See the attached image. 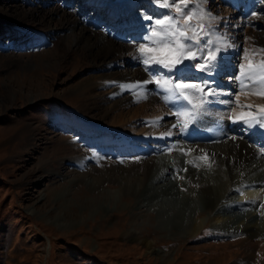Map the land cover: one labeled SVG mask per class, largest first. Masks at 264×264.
<instances>
[{
	"label": "rangeland",
	"instance_id": "obj_1",
	"mask_svg": "<svg viewBox=\"0 0 264 264\" xmlns=\"http://www.w3.org/2000/svg\"><path fill=\"white\" fill-rule=\"evenodd\" d=\"M230 1L212 0L216 6L214 10L208 5L210 12L216 13L214 23L219 24L216 34L226 35L235 51L228 56L225 51L232 47L227 48L224 51L226 57L221 61L228 71L221 72L219 86L227 98L221 95L218 108L213 102L220 115L217 119L224 122L228 116H241L248 110L255 116L251 105L243 104L233 78L242 64L239 58L242 51L246 49V52L248 47L260 48L264 42V20L250 21L247 16L245 19L249 23L245 26L236 24L238 19L231 15L232 9L228 7ZM260 1L262 3L252 11L254 18L264 15L260 10L264 0ZM142 12H147L153 22L170 14L169 9L159 7L154 0H0V264H264V234L255 237L256 245L252 248L241 247L237 243L240 237L237 232L240 235L241 228L236 232L235 227L239 224H232L233 220L248 222L252 213L264 223V210H257V206L264 207L260 198L240 197L232 186L227 199L233 208L219 210L222 220L215 222L205 215L195 219L200 226L196 232L162 230L156 226V214L151 211L150 218L143 211L145 208H140L143 197L158 184V180L154 183L150 178L147 185L131 191L125 190V185L117 180L118 176L128 172L141 176L143 171L132 164L142 158L136 153L139 149L148 150L144 159L150 160L154 156L160 165L176 166L179 172L177 163L181 156L196 158L192 156L195 153L191 148L173 143L178 138L184 141L178 133L179 126L161 127L164 119L179 120L182 110L188 108L187 104L176 117H170L175 114L168 111L174 110L171 105L164 108L165 115L126 120L122 126L110 115L116 112L110 113L112 106L126 96L122 92H113L122 89L121 84L113 80L119 72L129 73L139 68L149 81L171 79L167 73L162 76L164 71L158 75L159 65L146 68L140 53L132 62L122 64L117 58L114 59L116 63L111 64L112 60L103 57L109 49H114V43H133L136 51L140 45L148 44L145 40L148 34H144L148 16ZM131 13L138 18L135 22L137 32H133L142 36H130ZM171 14H175L174 11ZM74 15H81L88 29L98 33L101 39L94 59L87 47L94 39L91 32H83L81 24L66 22ZM122 17L127 20L122 21ZM115 19L123 25L129 24V32H124L125 25L115 28L123 29L115 36L118 33L109 28L115 26L108 25ZM151 20L148 21L149 29L154 24ZM93 23L97 25L92 26ZM126 35L125 39L121 38ZM185 62L176 68L191 67L192 61ZM246 62L242 64L245 68L252 64L247 57ZM149 69L154 73L149 74ZM182 69L178 73L185 75L186 71ZM221 69L224 70L222 66ZM184 75L181 80L192 81L191 75L186 78ZM82 82L89 84V88L76 91ZM154 88L150 86L147 91L162 97L160 87L157 93ZM143 89L145 87L136 91ZM135 103L129 109L135 107ZM239 109L242 113L234 114ZM201 111L196 118L199 123L195 120L193 124L197 129L215 118L210 112ZM201 115L210 119L205 120ZM220 121H214L212 125ZM224 122H221L222 128L215 131L224 133ZM208 128L214 129L211 125L203 127L206 136L209 133L214 134V138L219 135L209 132ZM189 134L194 133L188 132L184 136ZM206 136L205 140L200 138L202 142L188 143L206 144V140L210 141ZM157 141L172 142L173 145L169 146L171 149L166 147L165 151L153 152L158 146ZM125 143L130 145L126 146L127 150L121 149ZM179 154L181 156H175ZM251 167L254 169L255 166ZM157 169L161 175L163 170ZM246 170L239 171L240 179ZM186 172L189 171L183 172L185 177ZM212 174L217 179L216 174ZM184 179L172 182L175 194L189 192L190 185L178 183Z\"/></svg>",
	"mask_w": 264,
	"mask_h": 264
},
{
	"label": "bare ground",
	"instance_id": "obj_2",
	"mask_svg": "<svg viewBox=\"0 0 264 264\" xmlns=\"http://www.w3.org/2000/svg\"><path fill=\"white\" fill-rule=\"evenodd\" d=\"M189 2H191L190 3L191 6L189 7H193L197 2V0L195 1L189 0ZM208 5L209 7L212 6V10H214V7H216L213 6L214 3L212 2V0H207V3L204 5L206 6V11L207 9L209 10ZM261 8H262L260 9L261 12H264V7L262 5ZM223 11L228 14L230 13L228 9L227 10L224 9ZM231 11H233V9ZM132 14H134V17L132 16ZM215 14L216 13L213 14V12L211 13L213 17ZM231 15L233 16L234 14L231 12ZM63 16L64 15H61L60 17ZM80 16L75 17L74 15L72 19L66 22L71 25L81 24L83 26V27L81 26L82 31L88 32L89 30L88 25L87 23L83 22V20H81ZM129 16L132 17L131 19L132 21H130L131 22L130 32L128 30L129 24L124 23L123 25L122 23V21L127 20V18L129 19ZM129 16H127V18L122 17V21H119V19L118 20L115 19L116 21L120 22L119 23L120 25H114L115 27H109V28L110 29L111 28L117 29L118 27L123 28L126 25V29H124L125 30L124 32L126 31L129 32L130 36L133 33L135 35L142 36L140 34L135 33L137 32L135 28L138 27L137 25H135V22L138 20V18L135 17V13H131V15ZM253 19H257L258 21L261 19L264 20V15H262V17L257 16L255 18L254 16H251L249 18L250 21ZM204 21L205 24L208 25V23L210 24L214 23L216 20L215 19L210 20L207 16H205ZM258 21L257 24L260 22ZM192 23L195 24L197 23V21L193 20ZM95 25L97 24L96 23L92 24V26ZM116 29L115 32H117L118 34L115 35L112 33L115 36L119 35L120 31H123V29H119V30ZM248 29L254 31L250 27ZM89 31L93 35L94 39L92 44L89 43V46L87 47L88 50L90 51L89 52L90 56L94 59L96 57V54H98L97 48L99 47L98 44H100L101 39H99L98 33L93 32L91 29ZM228 31L229 29H227V32ZM107 33L109 34V32ZM122 34L125 33L122 32ZM219 35L220 34L217 35L216 33L213 34V36L215 37V39L213 40L214 42L216 41V37ZM225 36L222 37V35H220L219 37L223 39L225 38ZM126 37H128V35L121 36V38L124 39ZM116 38L119 39L118 37ZM124 39L122 40L124 41ZM108 42H111V40H108ZM112 42L114 43V41ZM227 42L228 43L231 42L229 41V38L227 39ZM215 45L217 44L215 43ZM113 46L114 49H109L107 53L103 54L104 59L112 60L111 64L116 63L114 60L116 58L118 61H121V64L124 63V61L126 63H129L130 61L132 62L133 60H135V58L139 55V50L136 51L135 45L133 43L121 44V45L114 43ZM104 47H106V45ZM258 47L255 48L256 50L252 47H248L249 49L246 52H245L246 49L243 50L242 55L244 54V52L246 53L243 55V58L248 55H251L252 53L255 54V56L258 55L256 56V58H254V56H250L252 64L264 60V51L259 50V49H264V42L260 44V48ZM245 48H247V46H245ZM232 49H230L228 53H230ZM179 74L181 77L182 76L181 73ZM187 76L188 75L185 74L184 78H186ZM111 77L113 76H109V78ZM179 79L181 80L182 78ZM113 80L115 81V83H120L121 85L130 86V87H124L118 91L116 89L115 91H113L114 93L122 92V94L126 95L124 98H122L112 106L110 113L113 112V110H115L116 112H113L111 114L109 113L112 116V119L120 126L124 125V123H126V120L134 121L136 118L137 120L139 118L146 119L147 117L150 118V116L152 115L160 116V114L162 115L163 113H164L163 115H165L164 108L172 105L173 109L176 110L178 109L179 102H183L184 104H187V102L182 99L178 101L175 100L170 93L163 91V89L161 88H160L161 92L163 91L162 97L159 95L156 96L155 94H154L155 96L152 95L149 91H147V89L150 88V86L151 87L154 86L155 82L149 81V78H147L143 74V72L140 71L139 68L133 69L129 73L119 72V75L114 76ZM179 83L194 84L193 80L189 81L186 79L181 80ZM136 85H142V87L139 88L145 87V89L141 91H136V89L138 88L136 87ZM88 88H89V84H87L86 82H82L80 85L77 86L76 91H86ZM194 95L202 96L203 99L212 101L209 104H205L202 110L209 111L212 114L218 113V111L214 108L215 106L213 107V102L215 103L216 96L209 95V97H204L205 95L199 92L194 93ZM239 97H241V100L245 106L251 105V108H253L255 112L259 111V109L264 106V97L260 95L252 94L251 92L240 91ZM159 101H163V103ZM131 102L132 103L136 102L135 103L136 106L129 109L130 105L132 104ZM164 102L166 104H164ZM187 105L189 109L188 108L183 109L182 112H191L190 111L192 110L190 108L191 105L189 104ZM237 111L242 113V110L239 109L236 110L234 114L237 113ZM249 112L250 110L246 114H248ZM178 119L179 120L164 119V122L161 123V127H163V129H167L169 127H175L176 124H180V122H182L183 120L187 121L188 122L187 124L189 125L193 123V118H190L188 116H184V117L180 116V118ZM236 124H240V125H236ZM241 125L243 124L235 123V125L232 126L231 128L225 126L223 127L224 133H219L220 131H215L217 130L215 129L216 125H213L212 127L214 129L208 128L207 130L209 132L213 131L215 134L216 132H218L219 135H217V137L214 138L212 136L214 134L211 135L209 133L208 134L209 136H206V138L210 139V141L207 142L206 140V144H200L198 146L196 145L195 142L194 144L191 145L188 142L181 140L179 141V138L175 142L173 141V143L184 145L186 149L191 148V150H194L195 154L192 156L196 157V158L193 157L194 159H189V157L186 155L185 158L180 154L175 155V156H181V161L179 162L178 160L179 163H177L178 164L177 167L180 168L178 170H181L180 172L177 171L176 166H167L165 164L160 165L161 164L160 161L154 158V156L153 158H150V160L144 159V157L146 156L145 154L148 153V150L146 151V149H139V151H137L136 153L141 154L142 158L139 157L135 161V163L132 164L134 165L133 167L136 168L137 170L139 169L143 171L141 176L137 175V173L131 174V172H128V174L125 176H121V175L118 176L117 180H119L121 184L125 185V190L127 191H131L134 188L136 189L137 186H144L145 184L147 185L148 180L150 178H153L154 183H156L158 180L157 182L158 184H154L152 190L150 189L149 192H147L146 195L143 197V201L140 205V208H145L143 211L146 212V215H148V217H150L149 215H151V211H153L152 213L156 214L154 218L156 222V226L158 227V229H162V230L196 232L200 226L196 224L195 219L196 218L198 219V217H202L205 215L215 220V222L218 220H222L223 216L220 211L225 207L228 208V210L230 208H233V205L231 206L230 204V200L227 199L228 193H230L229 187L232 188V186L237 189L238 193H240V197L246 196L247 198L254 196L260 198L264 202V128L259 127L258 125H254L251 128H247L248 127L247 125L246 128H243L245 130V132H243L241 130L242 128ZM240 130L241 132L239 133ZM239 134L244 139L240 138ZM203 140L205 139L203 138ZM157 143L158 146L154 145L155 148L153 152L160 150L165 151L166 147L173 145L172 142L162 143L160 141L159 142L157 141ZM128 145H129L128 143L123 144V147H121V149L127 150L128 147L126 146ZM260 145H262L261 146L262 148L260 147ZM190 152L191 151L188 152L189 156H190L189 154ZM130 153H135V152H130ZM261 157L263 158V160ZM200 159L201 162H199ZM146 162H148L147 168H146ZM208 164L212 165L210 166L211 168L208 167L209 166ZM195 165L197 169L196 168L194 169ZM251 166H255L254 169ZM157 168H160L161 169L160 171L163 170L161 172L162 173L161 175H158L159 169ZM211 169L213 172L210 171ZM243 170H246V174L242 179H240L239 171H243ZM184 171H189V173L186 172L187 178L185 177V173H183ZM212 173L216 174L217 179H214ZM183 177L186 180L184 179L178 181V183L181 182L180 184L185 185L186 187L190 185V187H188L189 192L183 195L175 194L174 193L175 188L172 182H175L174 180L176 179L178 180L180 178L183 179ZM216 181H218V183ZM193 183L196 185V187H194V185L191 186V184ZM161 195H165V197H161ZM235 207L238 208L237 206ZM257 207H258L257 210L261 212L264 210V207L261 205L260 207L259 206ZM259 219L260 218L257 215H254L252 213L251 219L247 220L248 222L242 221L243 219L241 220L242 222L240 220L239 221L233 220L234 222L232 221V224L235 223L239 224V226L237 225V227H235L236 232L239 228H241L240 235L237 232V235L240 236L238 238L237 243L241 245V247L252 248L254 245H256L255 237L264 234V223H262V219L260 220Z\"/></svg>",
	"mask_w": 264,
	"mask_h": 264
},
{
	"label": "snow or ice",
	"instance_id": "obj_3",
	"mask_svg": "<svg viewBox=\"0 0 264 264\" xmlns=\"http://www.w3.org/2000/svg\"><path fill=\"white\" fill-rule=\"evenodd\" d=\"M154 2L161 8L169 9L170 14L154 22L150 28V34L146 37L148 44L139 46L138 50L146 68L150 65H159L172 72L185 60H202L201 63L191 66L198 68L201 72L211 74L218 63L216 53L233 47V44L228 43L226 37L222 39L217 36L215 41L217 47L205 51L206 46L214 42L207 38L211 25L206 26L203 21L205 16L210 20L215 19L211 12L204 8L207 0H197L193 7H189V0H154ZM173 11L175 14H171ZM193 20L197 23L193 24ZM259 50L264 51V49ZM238 68L239 71L233 79L237 81L239 90L264 97V60L257 66L250 63L247 68L242 64ZM154 82L163 91L170 93L175 100L182 99L192 106L193 111L181 112V117L195 118L205 104L212 102L194 93H203L205 96L216 95L211 91L205 93L204 87L199 84L174 83L171 79H155ZM120 87L130 86L120 85ZM136 87L139 88L142 85H136ZM259 111L261 113L259 117L249 112L247 115L234 119L233 123L242 122L249 127L258 125L264 128V107H261ZM183 127H187V121H184Z\"/></svg>",
	"mask_w": 264,
	"mask_h": 264
}]
</instances>
